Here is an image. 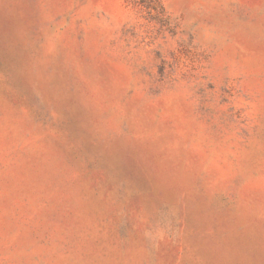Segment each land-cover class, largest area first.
I'll return each instance as SVG.
<instances>
[{
	"label": "rangeland",
	"instance_id": "374dc122",
	"mask_svg": "<svg viewBox=\"0 0 264 264\" xmlns=\"http://www.w3.org/2000/svg\"><path fill=\"white\" fill-rule=\"evenodd\" d=\"M0 264H264V0H0Z\"/></svg>",
	"mask_w": 264,
	"mask_h": 264
}]
</instances>
